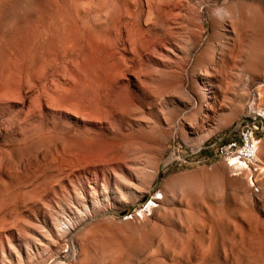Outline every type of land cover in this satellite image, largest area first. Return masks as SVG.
I'll return each mask as SVG.
<instances>
[{
  "label": "rangeland",
  "instance_id": "1",
  "mask_svg": "<svg viewBox=\"0 0 264 264\" xmlns=\"http://www.w3.org/2000/svg\"><path fill=\"white\" fill-rule=\"evenodd\" d=\"M255 92L264 0H0V264H264Z\"/></svg>",
  "mask_w": 264,
  "mask_h": 264
},
{
  "label": "built area",
  "instance_id": "2",
  "mask_svg": "<svg viewBox=\"0 0 264 264\" xmlns=\"http://www.w3.org/2000/svg\"><path fill=\"white\" fill-rule=\"evenodd\" d=\"M252 99H257V107H250L245 115L242 126L236 132V140L218 141L214 145L208 146L203 150L209 160L225 161L233 170V164L246 163L247 174L254 176L255 182L261 175V166L259 165L258 146L264 141V129L260 121L261 94L253 93Z\"/></svg>",
  "mask_w": 264,
  "mask_h": 264
},
{
  "label": "bare ground",
  "instance_id": "3",
  "mask_svg": "<svg viewBox=\"0 0 264 264\" xmlns=\"http://www.w3.org/2000/svg\"><path fill=\"white\" fill-rule=\"evenodd\" d=\"M235 141V140H234ZM262 144V142H260V144H259V146H258V148L260 149V145ZM259 149H258V152H259ZM257 159H258V156H257ZM259 162V161H258ZM233 167H235V168H237V167H239V168H241L242 169V167H243V169H245V167H246V163H236V164H233ZM261 175L259 176V177H261L262 175H263V173H264V168L261 166ZM258 177V178H259ZM258 178H257V181H258ZM249 188V187H248ZM245 189V194H246V197H247V199H249L250 200V196H249V193H250V191H249V189ZM252 197V196H251ZM163 198H165V197H163V195H161V198H156L155 200L156 201H153L152 200V202H151V204L149 205V207L147 208L148 210H149V213L150 212H152L153 213V211H154V209L156 208V207H158L159 205H158V203H159V201H161ZM147 211V210H146ZM146 211H144L143 210V212H142V215H144L143 213L144 212H146ZM148 213V214H149ZM141 214V213H140ZM63 235V234H62Z\"/></svg>",
  "mask_w": 264,
  "mask_h": 264
}]
</instances>
